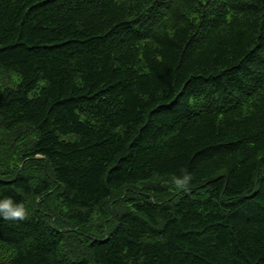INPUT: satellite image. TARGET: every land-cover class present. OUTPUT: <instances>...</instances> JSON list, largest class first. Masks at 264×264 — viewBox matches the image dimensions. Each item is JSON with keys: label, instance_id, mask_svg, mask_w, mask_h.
Returning a JSON list of instances; mask_svg holds the SVG:
<instances>
[{"label": "trees", "instance_id": "1", "mask_svg": "<svg viewBox=\"0 0 264 264\" xmlns=\"http://www.w3.org/2000/svg\"><path fill=\"white\" fill-rule=\"evenodd\" d=\"M9 75L0 264H264V0H0Z\"/></svg>", "mask_w": 264, "mask_h": 264}, {"label": "clouds", "instance_id": "2", "mask_svg": "<svg viewBox=\"0 0 264 264\" xmlns=\"http://www.w3.org/2000/svg\"><path fill=\"white\" fill-rule=\"evenodd\" d=\"M194 180L192 173L183 170L182 173L175 177L174 184L179 190L187 192ZM29 215L28 209L21 202H17L11 196L0 197V219L8 221H23Z\"/></svg>", "mask_w": 264, "mask_h": 264}, {"label": "rangeland", "instance_id": "3", "mask_svg": "<svg viewBox=\"0 0 264 264\" xmlns=\"http://www.w3.org/2000/svg\"><path fill=\"white\" fill-rule=\"evenodd\" d=\"M16 81H18V78L15 76V75H9L7 76L3 82L0 84V89L6 85V84H12V83H15ZM1 130V129H0ZM0 134H1V131H0Z\"/></svg>", "mask_w": 264, "mask_h": 264}]
</instances>
